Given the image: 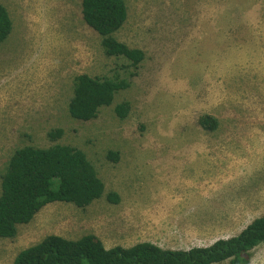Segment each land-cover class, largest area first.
Instances as JSON below:
<instances>
[{"label": "rangeland", "instance_id": "rangeland-1", "mask_svg": "<svg viewBox=\"0 0 264 264\" xmlns=\"http://www.w3.org/2000/svg\"><path fill=\"white\" fill-rule=\"evenodd\" d=\"M124 2L113 36L143 51L137 69L105 54L81 0H0L12 23L0 43V177L17 148L61 143L82 150L105 185L86 207L48 203L0 237V264L49 234H93L106 248L208 246L264 211V0ZM83 73L128 83L90 120L68 110ZM122 101L125 118L114 111ZM205 114L214 129L200 126ZM248 264H264V243Z\"/></svg>", "mask_w": 264, "mask_h": 264}, {"label": "trees", "instance_id": "trees-1", "mask_svg": "<svg viewBox=\"0 0 264 264\" xmlns=\"http://www.w3.org/2000/svg\"><path fill=\"white\" fill-rule=\"evenodd\" d=\"M81 15L102 37L106 55L124 57L133 68H138L143 51L129 48L113 36L127 18L124 0H81ZM11 27L9 14L0 4V43L8 37ZM126 87L124 80L78 74L68 103L69 113L75 119H93L101 106L111 104L117 90ZM129 107L127 101H122L114 111L125 118ZM198 122L208 130L217 125V120L208 114L200 116ZM62 133V129L56 128L47 136L54 141ZM106 156L116 160L117 152L108 151ZM104 190L102 179L79 148L61 143L17 148L0 177V237L15 236L17 226L30 222L48 203L68 202L83 208L100 198ZM106 199L118 203L120 198L115 191H109ZM260 243H264V211L237 235L208 246L163 249L151 242H139L129 247L106 248L93 234L77 239L49 234L20 250L13 264H216L225 260L229 264H248L250 251Z\"/></svg>", "mask_w": 264, "mask_h": 264}, {"label": "crops", "instance_id": "crops-1", "mask_svg": "<svg viewBox=\"0 0 264 264\" xmlns=\"http://www.w3.org/2000/svg\"><path fill=\"white\" fill-rule=\"evenodd\" d=\"M212 185V184H211ZM207 185H204V186H201L200 188H201V190H204V187H206ZM208 186H210V185H208ZM215 188H216V190L218 189V188H220V186H217V185H215ZM215 190V191H216ZM205 191H210V190H205ZM204 204L205 205H207V201L206 200H204Z\"/></svg>", "mask_w": 264, "mask_h": 264}, {"label": "bare ground", "instance_id": "bare-ground-1", "mask_svg": "<svg viewBox=\"0 0 264 264\" xmlns=\"http://www.w3.org/2000/svg\"><path fill=\"white\" fill-rule=\"evenodd\" d=\"M168 210V209H167ZM233 210V209H232ZM185 211V210H184ZM177 215V214H176ZM176 223V222H175ZM200 235V234H199Z\"/></svg>", "mask_w": 264, "mask_h": 264}]
</instances>
